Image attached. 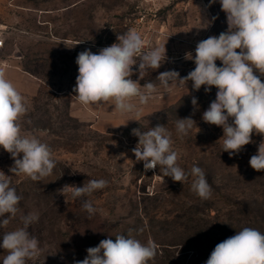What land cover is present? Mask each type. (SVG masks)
I'll return each instance as SVG.
<instances>
[{
	"label": "rangeland",
	"instance_id": "1",
	"mask_svg": "<svg viewBox=\"0 0 264 264\" xmlns=\"http://www.w3.org/2000/svg\"><path fill=\"white\" fill-rule=\"evenodd\" d=\"M0 28L6 53L16 54L11 64L19 69L0 72L27 108L19 120L21 134L47 144L55 161L51 175L33 181L13 175L14 161L0 148V171L22 197L16 216L0 229V244L3 232L23 227L21 216L29 212L39 214L29 227L39 251L26 264H74L87 256V248L128 235L130 229L141 243L157 245L148 264H205L215 246L237 231L250 227L264 233V171L249 164L264 137L254 133V142L230 157L223 152L222 128L201 118L217 89L194 91L191 81L165 89L156 79L168 70L186 76L195 68L188 53L194 57L199 41L226 31L219 0L211 6L209 0H0ZM129 30L142 36L145 52L166 48V61L140 81L153 82L156 93L146 105L132 101L139 114H122L109 102L79 103L73 92L77 55L85 49L98 53ZM192 97L198 100L197 111ZM190 115L197 125L181 137L176 121ZM157 124L171 133L179 167L186 173L194 165L203 169L212 188L209 199L192 191L190 175L182 184L164 177L159 167L145 171L136 161L132 149L138 137L132 130ZM100 179L107 186L89 196L73 199L59 191ZM84 200L97 209L94 214L83 208ZM5 255L0 247V264Z\"/></svg>",
	"mask_w": 264,
	"mask_h": 264
},
{
	"label": "clouds",
	"instance_id": "2",
	"mask_svg": "<svg viewBox=\"0 0 264 264\" xmlns=\"http://www.w3.org/2000/svg\"><path fill=\"white\" fill-rule=\"evenodd\" d=\"M216 2L209 0V6ZM219 4L226 15L227 29L218 36L199 41L194 57L188 53L195 64L194 70L184 77H180L178 71L168 70L159 73L156 79L165 89L173 83L183 86L189 81L194 91L202 86L205 93L213 87L217 89L215 100L201 118L222 128L223 152L232 157L254 142V133L264 137V82L261 79L264 77V0H219ZM144 47L142 36L136 30H129L98 53L90 49L80 52L76 58L78 75L73 89L76 100L83 105L109 102L122 114L134 111L139 114L132 101L136 99L139 105H146L157 91L153 82L141 85L140 81L166 61L165 46L147 52ZM217 60L221 66L217 65ZM136 65L138 79L134 80L133 66ZM191 103L194 111L199 110L196 97H192ZM26 111L24 97L0 72V148L14 161L9 168L13 175L40 181L52 174L55 161L47 144L36 136L21 134L19 120ZM194 124L197 125L191 115L178 118L177 134L187 136ZM132 135L138 137L132 152L137 162H143L145 171L159 167L164 177L182 184L190 175L192 191L201 199L210 198L212 188L203 169L194 165L190 173H186L177 165L178 154L173 150L171 133L165 125L157 124L147 131L133 129ZM249 164L258 172L264 171V139ZM6 177L4 173L0 175V218L8 215L0 219V229L8 225L10 217L16 216L22 199ZM106 186L107 181L103 179L89 180L82 186L65 185L59 191L62 195L70 192L75 199ZM82 206L90 215L97 211L91 201L84 200ZM38 219L37 212H29L21 216L23 227L3 232L0 247L7 255L2 264H26L27 259L38 253L39 241L29 232V227ZM132 231L87 248V256L74 264H148L157 254V245L151 240L141 243ZM205 264H264V233L250 227L237 231L215 246Z\"/></svg>",
	"mask_w": 264,
	"mask_h": 264
},
{
	"label": "crops",
	"instance_id": "3",
	"mask_svg": "<svg viewBox=\"0 0 264 264\" xmlns=\"http://www.w3.org/2000/svg\"><path fill=\"white\" fill-rule=\"evenodd\" d=\"M1 31V28H0ZM1 34V33H0ZM0 38L2 36L0 35ZM7 48L4 46L3 48H0V58L3 57L5 60H2L0 62V70H3L5 73L12 72L13 70H19L18 67H15L11 64L13 62L14 56H16L15 52L13 53H6Z\"/></svg>",
	"mask_w": 264,
	"mask_h": 264
},
{
	"label": "built area",
	"instance_id": "4",
	"mask_svg": "<svg viewBox=\"0 0 264 264\" xmlns=\"http://www.w3.org/2000/svg\"><path fill=\"white\" fill-rule=\"evenodd\" d=\"M4 47V41L2 38H0V48H3Z\"/></svg>",
	"mask_w": 264,
	"mask_h": 264
},
{
	"label": "trees",
	"instance_id": "5",
	"mask_svg": "<svg viewBox=\"0 0 264 264\" xmlns=\"http://www.w3.org/2000/svg\"><path fill=\"white\" fill-rule=\"evenodd\" d=\"M26 71L30 72L29 70L26 69Z\"/></svg>",
	"mask_w": 264,
	"mask_h": 264
}]
</instances>
